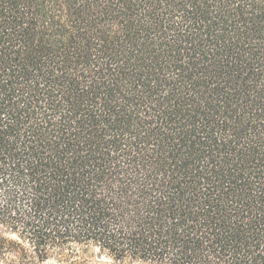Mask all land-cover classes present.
<instances>
[{
	"label": "trees",
	"instance_id": "16d2710c",
	"mask_svg": "<svg viewBox=\"0 0 264 264\" xmlns=\"http://www.w3.org/2000/svg\"><path fill=\"white\" fill-rule=\"evenodd\" d=\"M264 264V0H0V264Z\"/></svg>",
	"mask_w": 264,
	"mask_h": 264
},
{
	"label": "rangeland",
	"instance_id": "374dc122",
	"mask_svg": "<svg viewBox=\"0 0 264 264\" xmlns=\"http://www.w3.org/2000/svg\"><path fill=\"white\" fill-rule=\"evenodd\" d=\"M85 257L87 258L89 264H112L111 260H109L105 256L99 255L97 252L86 254ZM44 264H59L55 260H49Z\"/></svg>",
	"mask_w": 264,
	"mask_h": 264
}]
</instances>
